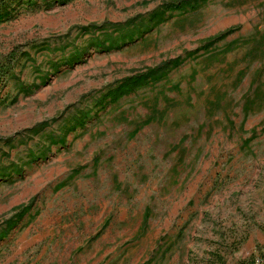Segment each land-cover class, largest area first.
Wrapping results in <instances>:
<instances>
[{
	"label": "rangeland",
	"instance_id": "1",
	"mask_svg": "<svg viewBox=\"0 0 264 264\" xmlns=\"http://www.w3.org/2000/svg\"><path fill=\"white\" fill-rule=\"evenodd\" d=\"M0 264H264V0H0Z\"/></svg>",
	"mask_w": 264,
	"mask_h": 264
},
{
	"label": "trees",
	"instance_id": "2",
	"mask_svg": "<svg viewBox=\"0 0 264 264\" xmlns=\"http://www.w3.org/2000/svg\"><path fill=\"white\" fill-rule=\"evenodd\" d=\"M231 34V30L222 32L219 36L213 39V42L223 40ZM171 65V62H165L160 66L148 68L144 72L136 74L134 77H129L123 80V82L114 90L105 95V99H109L110 103L117 102L120 98L127 96L137 89L144 86L149 80L154 79L159 73L163 72Z\"/></svg>",
	"mask_w": 264,
	"mask_h": 264
}]
</instances>
